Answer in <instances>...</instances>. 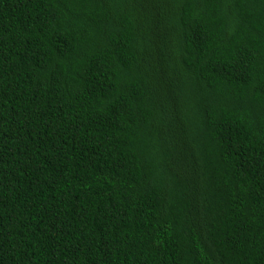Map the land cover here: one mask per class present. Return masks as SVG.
Instances as JSON below:
<instances>
[{
    "label": "trees",
    "instance_id": "1",
    "mask_svg": "<svg viewBox=\"0 0 264 264\" xmlns=\"http://www.w3.org/2000/svg\"><path fill=\"white\" fill-rule=\"evenodd\" d=\"M0 264H264V0H0Z\"/></svg>",
    "mask_w": 264,
    "mask_h": 264
}]
</instances>
